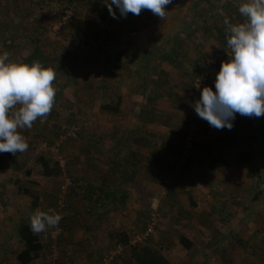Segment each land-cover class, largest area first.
Instances as JSON below:
<instances>
[{"label": "rangeland", "instance_id": "rangeland-1", "mask_svg": "<svg viewBox=\"0 0 264 264\" xmlns=\"http://www.w3.org/2000/svg\"><path fill=\"white\" fill-rule=\"evenodd\" d=\"M224 1L172 0L166 17L161 19L149 10H142L138 16H122L115 5L116 18L109 12L101 18L104 0H51L56 10L50 11L52 15L46 23L34 29L32 22L36 19L29 18L30 25L18 28L21 33L16 37L20 36V42L9 38L10 47L1 45L6 51L17 46L14 51L22 56L32 46L22 40L29 35L40 36L55 45L46 43L44 48L55 58L54 65L61 54H69L60 62L58 100L48 117L50 125L45 130L41 124L47 120L41 123L37 119L31 129L20 130L29 148L15 154V163L9 161L10 153H0V264H20L15 261L22 248L17 226L30 223V215L36 210L49 209L59 210L63 219L55 237L52 234L56 229L39 234L43 244L37 255L39 264H74V227L86 235L90 232L82 242L90 239L91 244L104 247L97 255L102 262L107 255V264H140L141 259L144 263L162 253L175 264H183L186 258H191L192 264L243 263L246 254L241 244L247 238L259 243L264 236V116L237 113L231 130H217L199 118L193 107L204 86L215 90L216 75L222 62L229 59L224 42L225 17L232 23L244 20L238 10L244 2L228 0L225 10L221 6ZM214 2L215 11L211 6ZM68 8L72 17L58 24ZM207 9L216 14L209 16ZM4 25L7 34L8 26ZM205 25L211 29L207 31ZM130 26L134 29L130 30ZM11 34L7 35L13 36L14 32ZM176 35L182 36L183 47L176 60H168L165 57L173 39L180 37ZM109 48L121 50L119 55L123 56L114 58L115 51L110 54ZM44 50L41 48L42 53ZM143 50L138 58L144 54L148 58L156 56L151 63L153 70L133 71L131 68H137L134 54ZM74 52L78 53L76 59ZM118 58L126 65L119 61L116 72L108 73ZM143 75L147 76L146 84ZM198 83L199 89L195 86ZM121 88L124 94L117 112L102 111V103L115 105ZM149 96L152 100L146 99ZM135 101H139L136 107ZM66 131H74L75 136L61 139ZM188 134L189 160L178 171L168 169L165 163H171ZM217 154L225 157L228 166L209 170L207 160ZM86 155L91 156L90 160L85 159ZM133 155L142 157L135 181L142 180L143 184L132 189V202L122 204L115 198L102 205V201L79 195L91 183L93 188L113 187L117 180L131 179L134 171L130 172L129 162ZM39 156L58 162L62 174L43 176ZM116 159L123 163L121 170L113 162ZM257 182L263 187L258 194ZM31 193L38 198L35 206ZM96 193L95 198L99 195L105 199ZM254 195L258 196L255 200ZM197 228L201 230L195 232ZM119 231L125 234L127 245L121 243ZM191 231L195 232L192 236L188 234ZM183 233L198 245L185 250L179 239ZM145 247L150 249L143 256H135ZM250 259L259 264L257 258Z\"/></svg>", "mask_w": 264, "mask_h": 264}, {"label": "clouds", "instance_id": "clouds-1", "mask_svg": "<svg viewBox=\"0 0 264 264\" xmlns=\"http://www.w3.org/2000/svg\"><path fill=\"white\" fill-rule=\"evenodd\" d=\"M110 15L116 18L115 5L122 16L140 15L149 10L166 17L172 0H104ZM243 22L224 19L225 47L229 59L222 62L215 79V90L204 86L193 107L199 118L217 129L231 130L237 113L246 117L264 116V0H246L239 5ZM0 55V153H24L29 144L22 129H31L37 119L43 123L55 101L54 69L41 62L31 64L9 60ZM199 89L200 83L195 84ZM62 215L55 209L36 210L30 215L34 234L58 229Z\"/></svg>", "mask_w": 264, "mask_h": 264}, {"label": "crops", "instance_id": "crops-1", "mask_svg": "<svg viewBox=\"0 0 264 264\" xmlns=\"http://www.w3.org/2000/svg\"><path fill=\"white\" fill-rule=\"evenodd\" d=\"M53 10H56V8H55V3H52L51 0H38V1L37 0H0V21L3 22V23H0V55H2L3 52L6 51V50H4L1 47V45H4V47H7V46L10 45L11 40H13V42H17V43L20 42V39H19L20 36H19V38L16 37L18 35V33H21L18 30V28L22 27V25L23 26L30 25V23L28 22L29 18H30V21H32L34 18L36 19V21L32 22V23H34L33 28L35 29V28H38V25H42V24L46 23L48 17L51 18V15L52 14H50V11L53 13L54 12ZM39 22H41V24H39ZM4 24H7V26H8V30H7L8 33L7 34H11V33L14 32V35L15 36L14 35L13 36H9V35H7V34L4 33L5 32V30H4L5 29V25ZM11 28L13 29L12 32H11ZM33 31L35 32L34 34L37 33L36 30H33ZM5 36L8 37V39L6 38L4 40V37ZM4 41L7 42V43H5ZM22 41L23 42H26V43H31L32 46L31 47H28L27 51L22 56H18L17 53L14 51V48H16L17 46L14 47L12 50L7 51L10 54V56H9V60L10 61L22 62V60L32 51L34 44H36L38 42H39V46L42 48V50H44V48H46V43L52 45L53 47H55V45L53 44L52 41H50V40H45V41L44 40H41L40 39V36L34 37L32 35H29L28 38H24ZM144 49H148V48H144ZM108 50H109V53L110 54H111V51H115L114 48H109ZM141 52L142 51L138 52V54L137 53L134 54V63H135V66H137V68H135V67L134 68H131L133 71H138L139 70L140 73H142L143 70H145V72H147L146 69H144V67L142 66V64L140 62V58H138V55H141ZM68 53H69V51H66L65 54H63V55L61 54L59 56V58H57V65H54V60L53 59H55V58L52 57V56H50V55H48L45 50L43 52L44 56L48 60L46 67H50V68L54 69V71L56 73V80L53 81V85H54V87L56 89V96H55L54 106L57 105L56 99L58 97V88H57L56 81H58L60 83V80H59L60 78L59 77H60L61 72H62L61 71L62 70V67L60 65V62L68 55ZM120 53H121V50L120 51H115L113 57L116 58L117 56H121V55L123 56V54L119 55ZM107 56H108V54H107ZM119 61H120V64L122 62L124 65H126V62H123V59L122 58H120ZM162 64H164L163 61H162ZM150 70L152 71L153 69L150 68ZM70 75H73V71L70 72ZM140 76H142V75H140ZM72 82H73V80H72ZM122 88L120 90L121 91V96L120 97L123 100V96L122 95L124 94V92H123ZM148 98H150V100H152L150 96L147 97L146 99H148ZM133 104L136 107L139 104V101L138 102L135 101V102H133ZM132 113H135V111H133ZM48 117H49V115H48ZM48 117L46 119L47 121H45L43 124H41V125H43V127L45 128V130L47 129V126L50 125V121L48 120ZM49 119H50V117H49ZM120 139H119V143L121 142ZM132 151H133V153H136L137 152V149L134 148V150H132ZM138 154H140V150H139V153ZM90 157L91 156L86 155L85 159L86 160H90L89 159ZM141 160H142V157L141 156H134L133 155L131 161L129 162V164H130L129 170H131L130 172L134 171V175L131 174L132 175V178L131 179H127L126 180L124 178L123 181L122 180H117V185L119 184V186L120 185L121 186H125V188L123 190L121 189L120 191H118L117 194H116V196H115V198L117 200H119V202L122 203V204L123 203H126V202H132V196H131L132 189H136V187H141L142 184H143L142 183V180L139 183H137V181H135V180L138 179V177H136L137 172L135 173V171L138 168L137 165L138 166H142V162L140 164V161ZM113 162L115 164H118L117 167H118L119 170H121L123 168L122 166H120L121 164H123L121 160H117L116 159V160H113ZM106 168H107V166H106ZM132 180L135 181V182L132 183ZM118 181H119V183H118ZM134 199L136 201L137 194L134 195ZM95 202L100 203L101 202V199H98ZM76 217L77 218H76L75 221L77 223L78 216H76ZM88 224H89V221H87V225ZM240 224L241 223H238L237 225L240 226ZM86 228H87V226H86ZM197 229L198 230H196L195 232L201 230V228H197ZM186 231H187V229H186ZM234 231H238V230H234ZM234 231L232 230V232H234ZM120 232L121 231H119V233ZM195 232H192L191 231L188 234H190V235L192 234L193 235V234H195ZM89 233L90 232H87V235H86V232L84 230L82 231L81 229H79V231H77V228L74 227V237H75V234H76V237H77L75 239V242H76L77 245L74 248V264H102V261H100L98 255H97V252H98V250H102L103 251L104 247L100 248L101 246H97L96 242H92V244H91L90 239L87 240L85 243L82 242L83 239H86V237L89 235ZM203 233H205L204 230H203ZM188 234L183 233V235L191 242V246L192 247H194V246L196 247L198 245L196 243V240H194L193 237H191L192 235L189 236ZM205 234H209V232L208 233H205ZM82 237H84V238H82ZM79 238H81V239H79ZM93 241H94V239H93ZM258 246L264 248L263 245L260 244V242L258 243ZM150 247H156V245H154V246L151 245ZM231 248H233V246ZM148 249H150V248H148V247L141 248L140 251L138 253H136L135 256H142L144 254L145 250H148ZM200 249H202V248H200ZM41 250H43V247H42ZM185 250H187V248ZM99 253L100 252H98V254ZM162 255H163L164 258H166L167 260H169V257H168L167 254L162 253ZM38 258L39 257L36 256L31 262H35L36 264H39L40 262H39ZM15 261L18 262L17 260H15ZM31 262L26 263V264H30ZM169 262L170 263L172 262L171 264H175L171 258H170V261ZM183 264H192L191 258H186V260H185V262Z\"/></svg>", "mask_w": 264, "mask_h": 264}, {"label": "trees", "instance_id": "trees-1", "mask_svg": "<svg viewBox=\"0 0 264 264\" xmlns=\"http://www.w3.org/2000/svg\"><path fill=\"white\" fill-rule=\"evenodd\" d=\"M242 2H245L246 0H240ZM75 2V1H74ZM217 2V0H216ZM216 2H214L211 6H212V10L215 11V9L213 8V5L216 4ZM228 5L229 2L228 0H225L223 2V4H221V6L224 7V9H228ZM108 8L106 6V4L103 5V8L100 10L99 12V16L101 18H105L107 17L108 14ZM206 13H209V16L212 17V15L210 14H214L215 12L212 13L211 10L207 9L205 11ZM203 13V12H202ZM216 14V13H215ZM199 15L201 16V13H199ZM198 15V16H199ZM203 16V15H202ZM197 17V15H193V18ZM204 19H206L205 16H203ZM205 29H207V31L209 29H211L209 26L205 25ZM130 30L134 29V27L130 26L129 27ZM227 35V33H226ZM177 36V35H176ZM180 36V37H179ZM177 37V39H173V44L170 46L169 48V53H167V57H165L168 60H176L177 59V55L178 52L181 51V47H183V42H182V36L179 35ZM5 42V41H4ZM224 42H226L225 44L227 45V40H225ZM7 43V42H5ZM171 43V41H169L167 44ZM101 46H100V50H101ZM149 50V49H148ZM145 50H143L141 53H144ZM152 51V50H150ZM69 54V53H68ZM78 53L74 52V59L77 58ZM107 56V55H106ZM148 55H143L140 58V62L142 64V66L144 67V69H146L147 72L150 71V68H152L153 66L151 65V63L154 61H156L155 59V55H153L152 58H148L146 57ZM144 57V58H143ZM34 61H39L41 62L44 66L47 63V58L44 56V54L41 51V47L39 46V42L34 44L32 51L22 60V62L24 63H29L31 64ZM117 68H119V59L117 62L114 63V66L108 70V73L110 72L111 74H114L117 70ZM146 75H143V83L146 84ZM145 86V85H144ZM117 100L115 101V105L112 104H107V103H102L100 104V108L102 111H113V112H117V108H118V103H119V99L121 98L120 96H116ZM143 135H140V138L138 139V143L141 142ZM67 137H71V136H67ZM65 136L64 139L67 138ZM91 140H89L88 142H90ZM95 141V139L92 140V142ZM98 141V140H96ZM184 142V141H183ZM116 143H119V140H116ZM59 145V144H58ZM184 143H182V145L178 146V151L176 152L177 155H175V159L171 158V163H165V167H167L168 169H172L175 171L176 170V166L177 165H181L182 162L180 161V157H181V151H182V147H183ZM163 146V145H162ZM161 146V147H162ZM180 148V149H179ZM190 157L186 158L185 163L189 160ZM8 159L9 161H11L12 163H15L17 161V158L15 155L9 154L8 155ZM39 160L41 163V167H42V174L45 177H58L62 174V169L59 167L58 162L54 161L51 162L50 160H47L45 157L39 156ZM228 166V162L225 159V157L221 154H217L211 158H209L207 160V168L209 170H216L218 168H223V167H227ZM162 171V170H161ZM164 171V170H163ZM259 177L256 179V181L258 180ZM72 181L74 183L77 182L76 178H72ZM119 183V181H118ZM94 183L89 184V186L83 188L84 192L82 194H79L82 196V198L87 199V200H93L96 201L100 196L97 195V197L95 198L94 195H96V191L100 192L101 194L104 195L106 202L108 203V201H113L115 199V193L117 194L118 191H120L121 189L123 190L125 188V186H119V184H114L112 185L113 187H106V186H101V185H97L95 186V188H93ZM74 188V186H70V191ZM261 187L260 184H258L257 182V190L256 193L258 194L259 191H261ZM112 189V190H111ZM24 190V189H23ZM28 191V190H26ZM115 191V192H114ZM33 196V205L35 206L36 203L38 202V198L36 195H34V193H31ZM115 195V196H114ZM257 195H254V200L257 199ZM105 200L101 199L102 201V205H105ZM17 235L20 239V241L22 242V248L16 253L15 258L16 260L20 263V264H26L31 262L38 254V252L42 249L43 244L40 240V235L34 234L31 230L30 227V223L28 222H21L19 223V225L17 226ZM119 239H121V243L122 244H126L128 242L125 234H123V232H120V234L118 235ZM237 238V235L235 236ZM180 242L182 245H184V247L189 248L191 246V242L185 237V236H181L179 237ZM260 244L263 245L264 247V236H262ZM261 246V245H260ZM258 246V242H254L252 239H245V241L241 244V248L243 249V251L246 254L245 258H242L243 263L242 264H254V260L252 261L250 258H254L258 260L259 264H264V248ZM148 251V250H145ZM145 253V252H144ZM143 256V255H142ZM248 258V259H247ZM140 264H171L166 258H164L161 255H153L150 260L147 259V262L145 261L143 263V259L140 260L139 262Z\"/></svg>", "mask_w": 264, "mask_h": 264}, {"label": "built area", "instance_id": "built-area-1", "mask_svg": "<svg viewBox=\"0 0 264 264\" xmlns=\"http://www.w3.org/2000/svg\"><path fill=\"white\" fill-rule=\"evenodd\" d=\"M72 13H71V11L69 10V8L68 9H66V10H64L63 12H62V15H61V17H60V20L58 21V24H64L68 19H70L71 17H72ZM65 136L67 137V136H71V137H74L75 136V133H74V131H66V133H65V135H63L62 137H64L65 138ZM64 138H61V139H64ZM190 137H189V134L186 136V138H185V143H184V145H183V147H182V151H181V157H180V161L182 162V163H185V161H186V158H188V155L186 154V152H187V150H188V147H189V141H187V139H189ZM56 145H58L57 143L55 144V146ZM187 149V150H186ZM11 154V153H10ZM13 155V154H12ZM179 169V165H177L176 166V170H178ZM166 181V183H168L169 184V181H168V179H166L165 180ZM59 201V200H58ZM57 208L59 209L60 207L59 206H57ZM57 213H59V210L57 211ZM60 214V213H59ZM151 221H155V214L154 213H152V216H151ZM152 222V223H153ZM153 225H154V223H153ZM58 231H60V229L58 228V229H56L55 231H54V233L52 234V237H55V234L58 232ZM149 231H151V230H149ZM51 247H52V251H54V246H53V243H52V245H51ZM56 256H57V253L55 254ZM108 259H110L107 255L103 258V262H102V264H107L108 263Z\"/></svg>", "mask_w": 264, "mask_h": 264}]
</instances>
